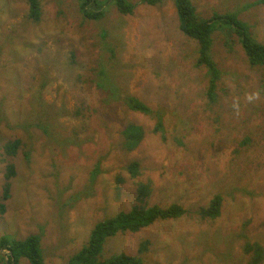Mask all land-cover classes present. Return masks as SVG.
I'll return each mask as SVG.
<instances>
[{
	"label": "rangeland",
	"instance_id": "374dc122",
	"mask_svg": "<svg viewBox=\"0 0 264 264\" xmlns=\"http://www.w3.org/2000/svg\"><path fill=\"white\" fill-rule=\"evenodd\" d=\"M130 1L133 15L111 4L104 19L89 21L77 0H41L36 23L28 0H0V240L40 234L46 264H69L97 223L132 209L144 183L153 189L148 207L178 204L191 214L120 232L103 258L251 264L246 239L264 246V66L251 67L237 37L216 31L210 53L222 79L212 102L208 69L196 65L199 45L180 30L174 2ZM192 2L202 19L236 14L264 45V0ZM110 51L125 65L112 74L114 86L163 112L165 138L155 119L107 104L93 82ZM129 124L144 130L131 150ZM245 137L250 143L241 145ZM16 140L21 147L9 156L5 147ZM134 162L140 176L125 170ZM10 164L16 174L8 180ZM217 194L221 216L203 221L198 211ZM0 253L7 264L8 252Z\"/></svg>",
	"mask_w": 264,
	"mask_h": 264
},
{
	"label": "trees",
	"instance_id": "16d2710c",
	"mask_svg": "<svg viewBox=\"0 0 264 264\" xmlns=\"http://www.w3.org/2000/svg\"><path fill=\"white\" fill-rule=\"evenodd\" d=\"M162 1L164 0H142V3L157 5ZM172 1L178 11L180 30L199 45L196 65L199 68L205 66L208 69L209 86L207 96L212 102L216 100V91L222 79V72L210 53L216 31L225 30L237 37L251 67L264 66V45L255 40L250 26L236 14L215 13L209 19H202L199 17L197 8L192 0ZM77 2L82 18L89 21L104 19L108 12V6L111 4L122 15H133L136 9V5L130 0H77ZM28 5L30 11L29 18L36 23L40 22L43 14L41 0H28ZM255 5H257L256 2L251 3L250 7ZM71 60L73 63L75 62L74 55L71 57ZM124 67L125 65L117 58L116 53L110 51L106 61L103 63L101 61L98 62L97 67L94 69L95 77L98 78L93 80V82L107 96V104L122 102L129 110L155 119L156 126L154 132L163 135L165 138L163 112L153 110L146 103L130 95L123 88L119 89L114 86L112 74H119L120 70ZM63 112L73 117L79 113L71 114L66 110H63ZM123 135L125 138V148L127 147L129 148L128 150H131L137 148L143 141L144 130L142 127L129 124L125 128ZM249 143L250 138L245 137L241 145ZM21 144L19 140L11 141L6 145L5 151L9 156L17 155ZM14 166L10 164L8 167V180L16 174V167ZM125 170L134 176H140L142 171L137 162L128 165ZM120 179L124 182L122 177ZM11 183L7 182L6 195L9 194ZM152 190L150 185L140 183L137 186V198L132 209L97 223L92 230L89 242L69 259V264H145V261L141 257L118 254L109 258H103V253L107 240L115 237L120 232L138 233L157 220L178 219L191 214V210L185 209L178 204H174L168 208L159 206L148 207L147 202ZM222 206L223 198L220 194H217L211 200L210 206L208 208H201L198 211V215L203 221H215L222 214ZM1 208L4 210L3 207ZM147 243L149 242L142 245L145 250L148 246ZM243 249L245 255L252 258L251 264H261L264 261V246L261 243L246 239ZM3 250L8 252L6 254L8 258L7 264H18L21 258H26L30 264H46L42 249V236L40 234H32L22 240L2 237L0 240V252ZM2 256V253H0V257Z\"/></svg>",
	"mask_w": 264,
	"mask_h": 264
}]
</instances>
